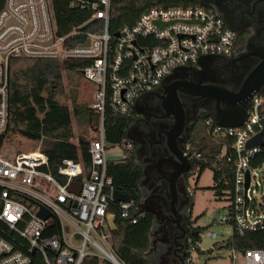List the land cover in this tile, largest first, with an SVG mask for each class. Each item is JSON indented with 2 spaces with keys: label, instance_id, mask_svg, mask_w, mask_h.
I'll return each mask as SVG.
<instances>
[{
  "label": "built area",
  "instance_id": "2783aa9c",
  "mask_svg": "<svg viewBox=\"0 0 264 264\" xmlns=\"http://www.w3.org/2000/svg\"><path fill=\"white\" fill-rule=\"evenodd\" d=\"M75 2L89 6L93 15L66 35L58 33L51 0H4L0 10V133L6 131L9 120L12 58L89 60L81 73L95 84L91 107L100 116L97 134L90 141L89 170L81 161L64 159L57 175L53 174L40 147L17 152L12 159L0 153V264H31L30 256L5 237L10 233L25 240L29 250H41L45 264H83L90 256L97 257L98 264H125L112 245L110 218L115 215L109 208L114 192L107 164L125 159L128 152H134V144L130 139L116 144L107 141V107L120 115H134L136 100L157 88L175 68L197 66L204 55L232 56L236 50V32L207 5L152 7L133 25H125L112 35V0ZM89 22L90 26L96 22L97 29L83 28ZM79 34L85 36L83 42L66 45L68 38ZM213 121L207 120L211 134L224 145L219 159L227 151V141L235 154L232 212L223 214L221 221L232 226L233 234L262 230L264 221L249 218V192L253 172L264 162V145L248 147V141L260 132L264 134V96L252 97L239 127L213 125ZM189 148L187 145L190 161L199 159L200 154L191 153ZM260 156L262 160L252 166ZM247 171L250 184L246 190ZM75 180L81 183L78 194L71 190ZM140 202H119L121 216L135 223L136 214L144 212L139 211ZM41 206L50 211L49 217L39 215ZM207 233L216 237L215 232ZM232 235L209 250L216 255L218 247H228ZM195 247H199L197 242ZM233 249L237 254L233 251L232 264H264V248Z\"/></svg>",
  "mask_w": 264,
  "mask_h": 264
},
{
  "label": "trees",
  "instance_id": "16d2710c",
  "mask_svg": "<svg viewBox=\"0 0 264 264\" xmlns=\"http://www.w3.org/2000/svg\"><path fill=\"white\" fill-rule=\"evenodd\" d=\"M54 16L60 35L68 34L73 27L88 20L93 11L89 6H82L74 0H51ZM4 0H0V10ZM200 0H112L110 9L109 31L115 35L125 25H133L143 12L152 7L168 6H198ZM93 23L88 30H96ZM85 36L79 34L67 39L66 45L74 46L83 42ZM82 59H41V58H12L9 64L8 80V110L9 120L5 135L0 133V153L5 139L10 134H18L33 142H41V150L49 158V170L57 175L58 167L64 159L81 161L89 170L91 166L90 141L95 138L100 122L99 114L92 107L81 106L77 103V95L72 97L73 109L61 103L59 94L64 89V73L74 76L76 88L79 85L81 70L89 63ZM73 115L80 125L84 126L82 138L77 144L73 141ZM134 115H120L109 106L105 112L104 129L109 143H123L128 140L127 132L134 121ZM209 114L200 116L190 128L188 145L190 152L199 153L200 158L191 161L190 175L200 166L214 169L213 188L220 195L223 190L231 192V204L228 211L232 212L233 201V171L235 154L231 143L227 141V151H224L222 141L211 134V126L207 120ZM214 125V121L212 122ZM95 127V128H93ZM207 159V162H205ZM252 161V166L260 162ZM107 173L113 179V192L118 191L129 197L134 203L142 199L139 182L143 177L142 167L136 163L134 152H128L123 160H111L107 164ZM226 177V178H225ZM219 181V182H218ZM226 181H228L226 183ZM115 215V228L112 229V245L116 255L125 264H150L143 256L148 249L149 233L153 225V214L148 211L137 213V221L121 216L120 203L112 200L109 208ZM55 233V229L49 232ZM17 249L30 256L31 264H45L41 250H29L17 234H5ZM200 238L199 233L194 242ZM229 248L244 251L248 248H264V229L247 231L244 235L234 233L230 238ZM186 259V258H185ZM83 264H98V258L87 257ZM184 264H188L187 261Z\"/></svg>",
  "mask_w": 264,
  "mask_h": 264
},
{
  "label": "flooded vegetation",
  "instance_id": "af4514ba",
  "mask_svg": "<svg viewBox=\"0 0 264 264\" xmlns=\"http://www.w3.org/2000/svg\"><path fill=\"white\" fill-rule=\"evenodd\" d=\"M202 1L236 32L235 53L213 58L207 77L222 84V80L233 81L228 86L234 87L237 80L243 81L264 61V0ZM200 77L194 69L179 71V83L174 87L173 81L163 80L157 88L141 95L138 103L140 112H136L129 127L134 138L135 161L146 171L141 202L158 214L152 230V255L159 262L179 263L185 242H189L195 230L191 215L190 170L182 172L172 160L177 159L176 154H187L190 128L196 120L209 111H215V101L199 93L201 91L196 85ZM176 170L179 174L175 184L176 200L173 202L168 174ZM171 224L175 228L170 227Z\"/></svg>",
  "mask_w": 264,
  "mask_h": 264
},
{
  "label": "rangeland",
  "instance_id": "374dc122",
  "mask_svg": "<svg viewBox=\"0 0 264 264\" xmlns=\"http://www.w3.org/2000/svg\"><path fill=\"white\" fill-rule=\"evenodd\" d=\"M64 89L59 94L58 99L61 103L67 104L73 109L72 97L74 93L77 95V103L81 106L90 107L93 102V93L95 84L83 77L79 78V85L76 88L75 77L64 73ZM74 138L75 143H79L82 138L84 126L80 125L77 117L73 115ZM95 128V127H93ZM41 146L40 143L33 142L18 134H10L6 137L1 148V154L6 158L12 159L17 152H26L35 150ZM255 178L250 184V220L264 221V162L253 172ZM189 186L192 190L193 208L192 221H194L195 229L199 232L200 238L195 241L199 247H195L194 237L189 238V248L187 250V262L193 264H232L231 256L233 248L218 247L213 254L209 250L212 246L218 245L221 241L227 240L233 234V228L228 223H223L221 217L226 214L231 204V192L223 190L222 194H218L213 188L214 186V169L206 166L201 170L197 166L189 179ZM255 211L257 213L255 214ZM73 229L71 228L70 231ZM207 231L215 232L216 237L208 235ZM208 250V251H206ZM149 257L154 261L153 264H161L153 258L152 252Z\"/></svg>",
  "mask_w": 264,
  "mask_h": 264
},
{
  "label": "water",
  "instance_id": "95a60500",
  "mask_svg": "<svg viewBox=\"0 0 264 264\" xmlns=\"http://www.w3.org/2000/svg\"><path fill=\"white\" fill-rule=\"evenodd\" d=\"M200 3L202 5H206L204 1L200 0ZM91 22L85 24L83 28H87L90 26ZM118 34V33H117ZM89 43V40L86 42V44ZM219 55H204L199 58L198 65L197 66H181L177 67L173 70L171 74L166 76L164 80L167 82H172L173 87L179 83L178 74L179 71H185L189 69H194L196 72H198L202 77H200V80L196 86L200 89L201 92L200 95H204L209 97L210 99H213L215 101V111H209L210 117L214 120V122L222 127H239L242 125V123L245 121L247 114H248V108L250 101L252 97L255 94H260L264 96V61L259 64L255 69H253L249 75L243 80V81H236V84L234 87L228 86V83H232L233 81L230 80H222V83H219V80H212L211 78L207 77L209 72L211 71V61L213 58L217 57ZM221 81V80H220ZM226 83V85H225ZM189 85V83H186ZM185 84V85H186ZM192 84V83H190ZM140 98V97H139ZM139 98L136 100L135 103V109L136 112H140L139 109ZM1 135H5V131L1 132ZM127 136L130 140H134L133 136L130 133V130L128 129ZM188 140V138H187ZM256 145H264V134L262 132L256 134L248 141V147H253ZM186 149V147L184 148ZM177 159H173L172 162L174 165L180 167L181 171H187L190 170L191 162L189 159V154L186 155L182 153L176 154ZM180 163H182L180 166ZM184 164V165H183ZM146 174V171H143V178L139 182V187L142 189V183L144 180V176ZM179 172L176 170L175 173H169L171 185L173 188V202L176 200V180L178 177ZM250 184V174L249 171L246 173V183H245V189L247 190ZM81 183L79 181H74L71 185V190L75 193H79ZM114 200L118 202H128L130 201L129 197L125 194H122L118 191H114ZM245 207H248V199L246 201ZM139 211H148L153 214V224L156 222V218L158 214L142 205V202L139 204ZM39 215L43 218H47L50 215V211L46 209L45 207L41 206V210L39 211ZM115 217L112 216L110 218V222L112 225V229L115 228L114 225ZM179 223H177L178 227ZM153 226V225H152ZM170 227L175 228L174 224H171ZM152 234V232H151ZM176 235V234H175ZM198 235L197 230H193L192 237H196ZM174 237V233L172 235ZM177 243V242H176ZM151 245L154 244V241L150 243ZM185 249L183 253V257L181 258L180 262L177 264H184L185 258L187 255V248L189 246V242H185ZM153 247L151 246L150 250L152 252ZM150 254L149 250L145 252V256H148ZM161 264H170V263H164L163 261L160 262Z\"/></svg>",
  "mask_w": 264,
  "mask_h": 264
},
{
  "label": "crops",
  "instance_id": "0c3cea01",
  "mask_svg": "<svg viewBox=\"0 0 264 264\" xmlns=\"http://www.w3.org/2000/svg\"><path fill=\"white\" fill-rule=\"evenodd\" d=\"M115 225V224H114ZM152 230H153V226H152V228H151V230H150V233H149V238H150V243L153 241V238H152V234H151V232H152ZM196 230V229H195ZM199 233V232H198ZM149 243V247H148V249L145 251V252H147L148 250H149V252L151 253V250H150V248H151V244ZM188 248H189V246H188ZM188 250V249H187ZM145 252L143 253V256H145L144 254H145ZM150 255V254H149ZM149 255L148 256H145L148 260H149V262H150V264H153L154 263V261L149 257ZM187 261V255H186V259H185V262ZM188 263V262H187Z\"/></svg>",
  "mask_w": 264,
  "mask_h": 264
}]
</instances>
